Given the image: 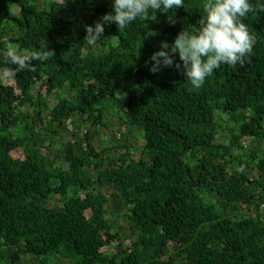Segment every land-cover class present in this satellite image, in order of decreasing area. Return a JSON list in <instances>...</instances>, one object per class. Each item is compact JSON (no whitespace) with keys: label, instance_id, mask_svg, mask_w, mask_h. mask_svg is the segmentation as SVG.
Here are the masks:
<instances>
[{"label":"trees","instance_id":"trees-1","mask_svg":"<svg viewBox=\"0 0 264 264\" xmlns=\"http://www.w3.org/2000/svg\"><path fill=\"white\" fill-rule=\"evenodd\" d=\"M202 2L90 45L111 0H0V264H264V12L244 20L249 62L199 89L146 65ZM45 40L48 62L6 59Z\"/></svg>","mask_w":264,"mask_h":264},{"label":"clouds","instance_id":"clouds-1","mask_svg":"<svg viewBox=\"0 0 264 264\" xmlns=\"http://www.w3.org/2000/svg\"><path fill=\"white\" fill-rule=\"evenodd\" d=\"M185 3L186 0H111L110 11L91 24H83V40L94 45L105 37L111 25L123 32L137 19L157 21L158 13L165 14L166 21L174 25L176 10L184 8ZM254 3L255 0H203L198 23L184 25L171 42L161 40L159 48L149 54V71L155 75L175 68L193 88L199 89L221 65L243 67L256 41L244 20L250 13L264 12V0L258 7ZM55 55L45 40L40 47L23 54L18 49L9 50L6 59L23 69L34 60L48 62Z\"/></svg>","mask_w":264,"mask_h":264},{"label":"rangeland","instance_id":"rangeland-1","mask_svg":"<svg viewBox=\"0 0 264 264\" xmlns=\"http://www.w3.org/2000/svg\"><path fill=\"white\" fill-rule=\"evenodd\" d=\"M12 49H16V48L15 47H11L10 50H12ZM8 75L6 73L0 72V77L3 79L4 82H6L5 79H6V76L8 77ZM42 92L43 93H41V95L44 96V91H42ZM35 93L36 92L33 89L31 91V94H32L33 97H35ZM64 94L62 92L61 93L60 92H54L51 95V97L48 98L49 107L51 108L52 106H54L57 103V101L59 100V98L63 97ZM69 96L71 97V94H69ZM115 113H116V110L115 109H112V110L108 111L107 114H105L106 116L103 115L104 123L106 124L105 120L106 119L108 120L109 117L113 116ZM107 123H108V121H107ZM73 129L74 128L72 127V125L70 123H68V127H67L68 133H63V135L64 136L65 135L66 136L69 135L72 132ZM111 130H112V128H111ZM80 138H83V135H80ZM101 138H103V139L107 138L108 139L109 137H108L107 134H101L100 135V139ZM136 138H137V136H135V135H134V138H131V136H128V135L123 137L124 141L125 140H128V142H130V144L135 147V149L133 151H131V154H130L135 160L138 159V157H139V151L143 148V141H141V140H138L137 141ZM248 142H249V139H244L243 140V143L246 144V145L248 144ZM106 145H107V143H106V141H104L102 143L103 148ZM113 154H114L113 152H108L106 156H109V155L111 156ZM51 159H53V156L51 157ZM121 223H124V222L122 221ZM53 264H65V262H62V261H54Z\"/></svg>","mask_w":264,"mask_h":264}]
</instances>
